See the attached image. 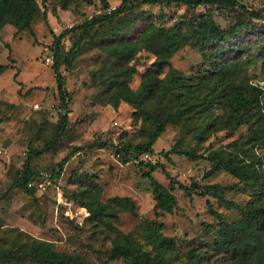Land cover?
I'll list each match as a JSON object with an SVG mask.
<instances>
[{"label":"rangeland","instance_id":"rangeland-1","mask_svg":"<svg viewBox=\"0 0 264 264\" xmlns=\"http://www.w3.org/2000/svg\"><path fill=\"white\" fill-rule=\"evenodd\" d=\"M106 1L107 7L100 0H78L66 10L57 7L53 13L54 0H47L46 22L40 14L31 31L18 30L11 24L0 30V63L7 65L0 72V245L38 239L51 243L59 252L78 255L92 264H103L104 261L124 264L122 258H109L116 231L131 233L147 248L150 246L143 235L157 227L164 236L175 239L176 256L182 257L190 247H200L213 240L216 219L207 210L206 197L195 193L187 196L177 185L172 188L176 198L173 210L156 209L150 181L143 176L149 167L142 164L139 157L129 156V160L123 162L126 155L116 152L115 145H135L144 141L151 122L137 115L135 108L125 101H119L116 106L105 102L92 75L102 66L108 68L112 61L97 43L83 48L70 68L64 65L60 68L70 94L68 123L53 150L31 161L32 179L35 184L43 182L44 188H35L36 194L30 195L20 188L10 187L16 172L22 169L28 147L43 145L50 136L51 124L57 121L58 96L51 67L53 37L94 15L112 10L122 0ZM239 1L252 9L264 7V0ZM207 9H211L222 28H231L238 17L247 18L238 8L216 5L198 6L193 13L199 17ZM139 11H146L148 15L140 18ZM191 13V8L184 3L142 4L138 10L122 18L126 33L116 35L115 43L122 37H138L149 22L184 27ZM251 22L256 28L242 31L237 37L238 43L250 44L264 38V19L251 18ZM71 41L70 34L62 39L65 49L70 47ZM256 53L255 48L245 51V55L251 57ZM154 59L153 53L146 49L136 54L130 62L136 67L128 81L131 89L138 87L142 74ZM207 64L208 60L200 51L185 45L171 57L169 65L159 76L163 77L169 67L192 75ZM249 73L252 81L264 87L258 65L250 67ZM245 133V126L231 137L221 130L199 142L190 130L168 123L153 144L154 153H149L151 158L144 161L163 164L164 168L158 167L151 174L166 188L171 184L163 169L186 185L196 180L232 186L237 179L224 170L203 177L209 168L208 159L192 160L167 151L181 138L184 148L206 155L210 149ZM63 158L66 161L60 176L53 177L52 171L58 170L57 163ZM73 191H86L87 195L102 202L116 195L130 197L135 203L136 215L116 208L114 216L106 217L109 226L92 223L87 219L86 208L68 198ZM226 196L244 203L248 193L238 188L227 191ZM209 199L226 219L239 218L236 210ZM172 264H181L180 258Z\"/></svg>","mask_w":264,"mask_h":264},{"label":"trees","instance_id":"trees-1","mask_svg":"<svg viewBox=\"0 0 264 264\" xmlns=\"http://www.w3.org/2000/svg\"><path fill=\"white\" fill-rule=\"evenodd\" d=\"M46 1L0 0V30L6 24H11L18 30L31 31L33 22L40 14L46 22ZM77 1L54 0L53 13L57 7L66 10ZM100 1L105 7L108 6L106 0ZM154 3H184L192 13L184 27L149 22L138 37H122L115 43L116 35L126 33L122 18L138 10L142 4ZM201 5L238 8L247 18L238 17L231 28H222L211 9L199 17L194 15L193 10ZM263 11L264 7L248 8L239 0H122L112 10L94 15L55 35L51 44V67L58 96L57 121L51 124L50 136L43 145L28 147L22 169L16 172L10 187L20 188L30 195L36 194L35 188L28 186L29 182H36L32 179L31 161L53 150L68 123L70 94L60 68L62 65L70 68L83 48L97 43L112 61L108 68L102 66L92 75L95 85L101 88L99 92L105 102L116 106L119 101H125L135 108L137 115L151 122L144 141L135 145H115L116 152L126 155L123 162H127L129 156L139 157L140 162L149 167L143 176L150 181L156 209L173 210L176 198L172 188L177 185L187 196L195 193L206 197L207 210L216 219L213 240L200 247H190L182 257L176 256L175 239L164 236L157 227L143 235L150 246L147 248L131 233L115 230L109 258H122L124 264H172L176 258H180L181 264H264V87L252 81L249 73L250 67L258 65L259 74L264 80V38L250 44L236 41L242 31L256 28L251 18L264 19ZM138 15L142 18L148 14L139 11ZM67 34H70L72 41L70 47L65 49L62 39ZM185 45L200 51L208 60L207 66L192 75L169 67L167 73L160 77L171 57ZM251 48L257 49V53L252 57L245 55V51ZM142 49L152 52L155 59L142 74L138 87L131 89L128 81L136 72V67L130 62ZM6 66L0 63V72ZM168 123L190 130L199 142L206 141L212 132L221 130L231 137L245 126V134L210 149L206 155L184 148L181 138L167 151L192 160L208 159L209 168L204 172V178L224 170L235 177L237 183L224 186L217 182L199 183L192 180L186 185L163 169L171 187L161 185L151 172L158 167L164 168L163 164L144 161L143 154L154 153L153 144ZM65 161L66 158H63L57 163L58 170L51 173L53 177L60 176ZM238 188L248 193L244 203L226 196L227 191ZM86 191H73L68 198L86 208L87 219L92 223L109 226L110 221L106 217L114 216L116 208L136 215V206L130 197L116 195L102 202L87 195ZM209 198L215 199L222 207L236 210L239 218L226 219L221 211L213 207ZM208 232H211L210 229ZM0 264L92 263L78 255L59 252L47 241L31 239L10 246L0 245ZM103 264H107V261Z\"/></svg>","mask_w":264,"mask_h":264},{"label":"built area","instance_id":"built-area-1","mask_svg":"<svg viewBox=\"0 0 264 264\" xmlns=\"http://www.w3.org/2000/svg\"><path fill=\"white\" fill-rule=\"evenodd\" d=\"M46 59H47V61L50 60L49 57H47ZM35 106L37 107L38 105L36 104ZM143 158L147 160V159H150L151 156H150L149 153H144V154H143ZM28 186H30V187H34V188H36V189H37V188H44V183H43V182H39V183L35 184V183H32V182H29V183H28Z\"/></svg>","mask_w":264,"mask_h":264}]
</instances>
